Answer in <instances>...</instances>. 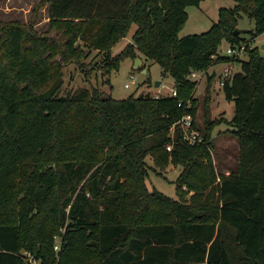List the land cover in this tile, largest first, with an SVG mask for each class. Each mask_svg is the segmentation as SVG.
<instances>
[{
    "label": "trees",
    "instance_id": "obj_1",
    "mask_svg": "<svg viewBox=\"0 0 264 264\" xmlns=\"http://www.w3.org/2000/svg\"><path fill=\"white\" fill-rule=\"evenodd\" d=\"M202 1L46 0V32L0 21V264H264V53L238 28L247 14L253 36L264 33V0H236L209 30L181 36L187 7ZM224 40L247 43L248 59L220 54ZM92 49L109 72L145 53L177 94L60 95L63 67ZM232 60L241 70L224 91L240 150L225 173L212 154L221 121L207 98L197 125L192 74ZM188 113L202 142L184 136ZM149 156L160 169L183 166L178 197L149 189Z\"/></svg>",
    "mask_w": 264,
    "mask_h": 264
},
{
    "label": "rangeland",
    "instance_id": "obj_2",
    "mask_svg": "<svg viewBox=\"0 0 264 264\" xmlns=\"http://www.w3.org/2000/svg\"><path fill=\"white\" fill-rule=\"evenodd\" d=\"M236 4V0H203L199 5H189L187 7L189 17L180 35L203 33L209 30L218 22L220 7H233ZM35 8H38L36 13H34ZM1 20H19L23 23H31L30 25H33L38 31L46 32L50 23L49 5L46 0H0ZM238 28L242 29V36L251 42L252 46L261 48L264 33L256 38L253 36L252 32L256 28L254 18L244 14L239 19ZM135 30L136 25H133L129 36L121 39L113 47V55L120 53L132 41L131 37ZM53 33L55 32L53 31ZM79 43L83 44L82 41ZM229 43L227 40L223 41L219 48L220 54L227 55ZM137 52L143 60V68L135 69L136 59L129 56L121 61L119 69L109 72L103 65L102 54L97 49H92L81 62H70L63 67L64 84L60 95L79 88H87L90 91L97 89L104 96L118 99L127 98L133 94L136 96L173 94L175 78L154 59L139 50ZM262 52L264 53V49ZM248 57L246 54L242 59H248ZM225 67H229L235 73L241 70V63L239 60L222 61L210 66L208 71L194 72L192 78L198 80L194 92V98L198 99L197 125L205 126L204 107L207 98H209L210 118L221 121L213 130V159L218 171L229 173L238 163L240 144L233 132L234 127L229 124L235 112V104L226 98L224 88L220 85V74ZM146 69L149 71L145 72ZM158 80L161 81L160 85L156 84ZM126 83H129L130 86L126 87ZM147 162L149 164L147 178L149 189L157 188L168 195L178 197L176 179L183 166L170 163L165 169H160L151 156L147 158ZM57 239L60 241L61 236Z\"/></svg>",
    "mask_w": 264,
    "mask_h": 264
},
{
    "label": "built area",
    "instance_id": "obj_3",
    "mask_svg": "<svg viewBox=\"0 0 264 264\" xmlns=\"http://www.w3.org/2000/svg\"><path fill=\"white\" fill-rule=\"evenodd\" d=\"M247 53V43H229V47L227 48V55L234 57V58H243ZM194 74V73H193ZM233 72L230 70L229 67H225L221 74H220V85L221 87L224 88L225 83L228 79H230L233 76ZM133 76V75H132ZM130 84L126 83V87H129ZM177 91L174 89L173 95H176ZM179 123L181 125V128L184 132L185 138L191 142V143H196V142H202L203 136L201 133V130L197 128L195 125V118L193 114L188 113L185 116H183L180 120ZM173 129V127H172ZM168 149H172V145H168ZM59 242V241H58ZM55 248L58 250L60 248V243H57L55 245ZM194 264H206V263H194Z\"/></svg>",
    "mask_w": 264,
    "mask_h": 264
},
{
    "label": "water",
    "instance_id": "obj_4",
    "mask_svg": "<svg viewBox=\"0 0 264 264\" xmlns=\"http://www.w3.org/2000/svg\"><path fill=\"white\" fill-rule=\"evenodd\" d=\"M238 32H239V29L237 30V33H238ZM261 48L264 49V43L261 45ZM143 67H144V63H143L142 58H141V57H137V58H136L135 65H134V68H135V69H141V68H143ZM148 71H149L148 69L145 70V72H148ZM156 84H157V85H160V84H161V81L158 80V81L156 82Z\"/></svg>",
    "mask_w": 264,
    "mask_h": 264
},
{
    "label": "crops",
    "instance_id": "obj_5",
    "mask_svg": "<svg viewBox=\"0 0 264 264\" xmlns=\"http://www.w3.org/2000/svg\"><path fill=\"white\" fill-rule=\"evenodd\" d=\"M261 43L263 44V43H264V41H263V42H261ZM262 44H261V45H262ZM232 102H233V101H232Z\"/></svg>",
    "mask_w": 264,
    "mask_h": 264
}]
</instances>
